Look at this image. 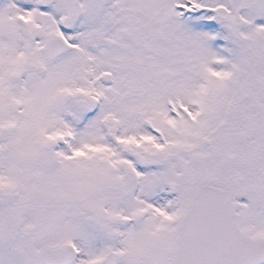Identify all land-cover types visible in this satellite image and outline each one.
<instances>
[{
	"label": "snow or ice",
	"instance_id": "obj_1",
	"mask_svg": "<svg viewBox=\"0 0 264 264\" xmlns=\"http://www.w3.org/2000/svg\"><path fill=\"white\" fill-rule=\"evenodd\" d=\"M0 264H264V0H0Z\"/></svg>",
	"mask_w": 264,
	"mask_h": 264
}]
</instances>
